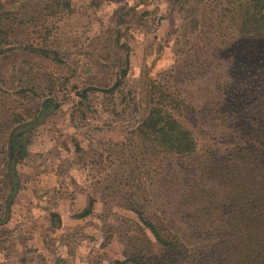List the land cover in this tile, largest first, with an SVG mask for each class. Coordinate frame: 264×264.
Returning a JSON list of instances; mask_svg holds the SVG:
<instances>
[{"label": "rangeland", "instance_id": "1", "mask_svg": "<svg viewBox=\"0 0 264 264\" xmlns=\"http://www.w3.org/2000/svg\"><path fill=\"white\" fill-rule=\"evenodd\" d=\"M229 9L227 0H0V264H217L215 242L242 233L264 198L246 172L256 161L233 154L259 146L226 127L264 143V36L238 33ZM155 88L194 140L190 157L138 139ZM14 130L27 132L11 144ZM10 145L22 155L6 211ZM224 199L237 204L226 215ZM53 209L58 232L48 231ZM63 253L72 257L60 262Z\"/></svg>", "mask_w": 264, "mask_h": 264}, {"label": "trees", "instance_id": "2", "mask_svg": "<svg viewBox=\"0 0 264 264\" xmlns=\"http://www.w3.org/2000/svg\"><path fill=\"white\" fill-rule=\"evenodd\" d=\"M227 5L230 7L228 12L232 14L229 18V22L233 28L237 29L236 31L238 33L244 36H264V0H227ZM164 95L165 91L159 88H155L150 92L151 102H148L146 107V109H148V113L144 116L143 120L138 123L135 128V133L138 135V139L141 143L144 142L150 146V148H148L149 152L152 151L155 154L166 153L174 159L190 157L192 153L195 152V142L185 128L183 121L178 118L180 113L178 111H176V113L170 111L166 105L167 103H165L163 98ZM181 111L183 112L182 109ZM45 114L44 105L38 112L35 123H37V120H39L38 123L43 120V118L46 117ZM226 127L232 131L242 129L244 133H241V135L245 136L250 142H254L259 146V149L255 150H251L247 147L239 148V150L237 149L233 154H241L243 155V159L250 158L251 160L256 161L249 165L251 169L246 172L250 173V176H252L249 180L250 187L260 188L262 194L264 195L263 141L257 139V136L252 135V133H248L243 126L238 127L237 125L227 124ZM27 130L17 132L14 130L11 133L12 141L10 140V143L13 144V140L17 136H19L18 138H21L24 134H26ZM12 150L15 149L12 145H10L8 156L4 163V179L6 181L5 186L7 187L3 188H8L9 193L6 201H4L6 211L8 210L10 202L19 191V183L16 178L15 171V162L19 158V154L22 155V153L18 154L17 151H15L17 154L12 153ZM243 151L245 154H242ZM219 153L220 150H215V154ZM259 197L260 199L255 203L257 206H251L253 209L252 216H254V218L251 219L249 225L247 224L245 226L243 232L234 233L233 235H229L224 241L215 242L217 264H226L227 261L224 260V256L227 254L237 256L239 259H244L247 256L246 262L244 261L242 264H264V198H262V195H259ZM134 199H136L135 196ZM217 205L219 212L225 215L229 212L231 213V207L234 208L237 206V204L232 203L229 199L221 200ZM254 210L256 211L254 212ZM51 217L52 219H57L55 215H52ZM145 225L153 233L154 239L160 243L161 239L160 236L157 235L158 233L155 227L150 223H146ZM250 245H254V249H251V251L249 250ZM168 247H170L171 252H176L177 247H181V245L178 239L171 237ZM242 248L247 250L245 256H242L240 252Z\"/></svg>", "mask_w": 264, "mask_h": 264}, {"label": "crops", "instance_id": "3", "mask_svg": "<svg viewBox=\"0 0 264 264\" xmlns=\"http://www.w3.org/2000/svg\"><path fill=\"white\" fill-rule=\"evenodd\" d=\"M4 172H5V169H4ZM64 201L62 200V201H59V203L58 204H61V203H63ZM52 215H55L56 217H57V220H58V222H59V224H58V226L60 227V222L62 223V222H64L63 221V215H61L60 213H59V210H55V209H53V210H49V214H48V229L49 228H51V229H49L48 231L50 232H52V230H53V228H52V223L50 222V221H52ZM67 216L68 217H70V215L69 214H67ZM55 219V218H54ZM66 219H68V218H66ZM50 223H51V225H50ZM57 226V227H58ZM56 229V226H54V230ZM53 230V231H54ZM55 231H57V230H55ZM58 232V231H57ZM60 233H59V235H61V234H63V233H65L64 231H59ZM69 253H63V255L62 256H60V262H65L66 260H67V258H69V257H72V254L70 253V255H68ZM86 254V253H85ZM69 257H68V256ZM83 255H84V253H83ZM65 257V259H63ZM84 264H87L86 262H83ZM53 264H56V262H54ZM82 264V263H81Z\"/></svg>", "mask_w": 264, "mask_h": 264}]
</instances>
